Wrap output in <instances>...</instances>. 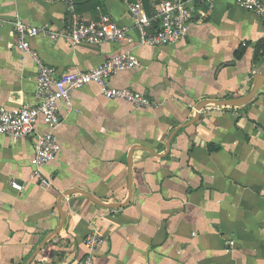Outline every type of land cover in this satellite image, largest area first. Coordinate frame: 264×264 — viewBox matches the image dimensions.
Here are the masks:
<instances>
[{
  "label": "crops",
  "instance_id": "obj_1",
  "mask_svg": "<svg viewBox=\"0 0 264 264\" xmlns=\"http://www.w3.org/2000/svg\"><path fill=\"white\" fill-rule=\"evenodd\" d=\"M68 1L0 0V108L37 102L36 60L18 49L10 21L18 14L60 32L72 19ZM72 1L82 20L108 17L132 40L39 33V56L61 75L129 50L141 65L110 84L153 104L108 99L95 84L72 93V108L60 101L61 151L42 169L47 188L32 177L37 138L0 135V264H76L93 229L106 238L96 264H264V82L247 104H207L196 115L204 100L252 91L264 73L262 19L238 0H215L197 7L185 39L151 47L139 43L130 6L153 15L161 0ZM37 128L46 130L43 118Z\"/></svg>",
  "mask_w": 264,
  "mask_h": 264
},
{
  "label": "built area",
  "instance_id": "obj_2",
  "mask_svg": "<svg viewBox=\"0 0 264 264\" xmlns=\"http://www.w3.org/2000/svg\"><path fill=\"white\" fill-rule=\"evenodd\" d=\"M215 0H161L156 5L155 13L149 15L142 3L131 4L130 15L134 27L139 32L138 41L141 45L164 47L185 39L191 30V18L197 7L207 4L212 7ZM240 6L258 15L264 24V2L262 0H238ZM68 11L72 19L68 26L57 33L45 29H37L28 25L20 15H16L12 25L18 49L23 53H30L37 64L36 104L24 103L20 107L7 110L0 108V135L15 139L31 136L37 138L32 159V177L42 188L51 186V181L44 175L43 167L56 159L61 151V145L55 134L62 122L59 114V102L64 101L72 108V93L90 84L97 85L108 99L125 100L135 107L152 106L151 99L143 92L131 88H117L110 84L113 75L124 69L136 68L141 65L139 59L126 51L105 60L102 64L87 71H72L59 75L48 65L32 47L31 40L39 33L58 41L63 37L72 43L100 45L105 42H126L132 40L131 29L119 25L106 17L100 20L84 21L76 13L73 1H68ZM5 23L0 19V25ZM157 23V24H156ZM40 118L46 125L45 131H38ZM12 186L22 191L24 185L12 181ZM106 242L104 234L98 230H91L84 238L86 253L76 264H96L95 254L101 250ZM233 245V243H230Z\"/></svg>",
  "mask_w": 264,
  "mask_h": 264
},
{
  "label": "water",
  "instance_id": "obj_3",
  "mask_svg": "<svg viewBox=\"0 0 264 264\" xmlns=\"http://www.w3.org/2000/svg\"><path fill=\"white\" fill-rule=\"evenodd\" d=\"M256 82L257 83L253 87L252 91L247 96L234 98V99H226V100H204L202 103H200V105L197 106L196 115L207 104L224 105V106H241L249 103V101H251L254 98V96L257 94L259 88L264 82L263 72L258 73V79Z\"/></svg>",
  "mask_w": 264,
  "mask_h": 264
},
{
  "label": "trees",
  "instance_id": "obj_4",
  "mask_svg": "<svg viewBox=\"0 0 264 264\" xmlns=\"http://www.w3.org/2000/svg\"><path fill=\"white\" fill-rule=\"evenodd\" d=\"M77 1V0H76ZM75 2V1H74ZM97 2L95 0H92V7L96 6ZM257 50H260L262 48H264V42H259L256 45ZM243 53V50L240 51V54ZM239 54V53H238ZM239 56V55H238Z\"/></svg>",
  "mask_w": 264,
  "mask_h": 264
}]
</instances>
